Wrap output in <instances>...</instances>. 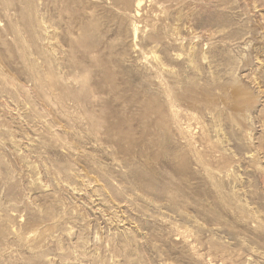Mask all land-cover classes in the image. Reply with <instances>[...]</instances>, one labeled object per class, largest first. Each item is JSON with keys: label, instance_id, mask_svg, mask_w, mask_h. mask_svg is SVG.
Segmentation results:
<instances>
[{"label": "rangeland", "instance_id": "374dc122", "mask_svg": "<svg viewBox=\"0 0 264 264\" xmlns=\"http://www.w3.org/2000/svg\"><path fill=\"white\" fill-rule=\"evenodd\" d=\"M0 264H264V0H0Z\"/></svg>", "mask_w": 264, "mask_h": 264}]
</instances>
